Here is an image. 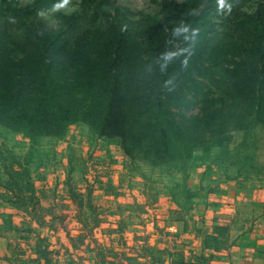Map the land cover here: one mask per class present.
Segmentation results:
<instances>
[{
  "label": "trees",
  "instance_id": "16d2710c",
  "mask_svg": "<svg viewBox=\"0 0 264 264\" xmlns=\"http://www.w3.org/2000/svg\"><path fill=\"white\" fill-rule=\"evenodd\" d=\"M105 1L98 6L109 11L107 20L80 32L72 43V38L63 36L69 32L63 28L75 21L77 13L67 16L61 28H41L34 39L29 38L31 53L19 55L16 46L0 49V126L34 139L61 137L69 125L83 123L99 137L114 141L132 163L180 167L187 173L194 165L195 149L206 155L211 147L227 144L232 131L247 133L264 123L262 5L245 17L240 36L225 39L210 25V15L223 0H161L158 15L141 14L137 20ZM102 8L93 20L105 14ZM137 30L142 40L132 38L129 44ZM143 41L144 50H134ZM60 52L65 53L62 67L71 75L58 82L52 71ZM237 55L242 56L238 62ZM204 79L215 92H202ZM75 89L85 90L86 97L78 104L70 101ZM200 98L203 109L194 123L212 127L202 144L177 119L189 121L185 113L195 104L193 99ZM7 171L4 188L16 191L13 202L34 204L26 167ZM20 179L26 180L25 185L13 186ZM39 196L49 199L44 193ZM47 203L51 217L57 218L59 212L64 225L63 207Z\"/></svg>",
  "mask_w": 264,
  "mask_h": 264
},
{
  "label": "crops",
  "instance_id": "0c3cea01",
  "mask_svg": "<svg viewBox=\"0 0 264 264\" xmlns=\"http://www.w3.org/2000/svg\"><path fill=\"white\" fill-rule=\"evenodd\" d=\"M91 144L87 158L66 160L61 152L49 164L29 163L34 204L14 203L16 191L4 188L8 174L0 175V264H264V190L233 193L206 159L180 180L182 201L163 193L150 199L142 175H127L116 143ZM95 165L109 170L105 178L91 173ZM89 179L103 192L91 188ZM39 193L63 207V223L76 204L83 225H56ZM240 204L247 219L237 225ZM153 206L163 221L146 225L145 211ZM113 213L120 214V225L109 221ZM131 242L145 248L131 253Z\"/></svg>",
  "mask_w": 264,
  "mask_h": 264
},
{
  "label": "rangeland",
  "instance_id": "374dc122",
  "mask_svg": "<svg viewBox=\"0 0 264 264\" xmlns=\"http://www.w3.org/2000/svg\"><path fill=\"white\" fill-rule=\"evenodd\" d=\"M169 1L180 3L184 0ZM105 2V0H0V49L4 50L6 47L11 49L16 46L13 49L18 51L19 55H23L24 51L31 53L33 48L28 42L29 38L34 39L41 28H61L66 22L67 16L77 13L75 21L63 28V30L69 31L63 36L72 38L70 41L72 43L74 37L78 36L80 32L98 27L101 19L107 20L106 13L109 11L107 10V12L105 8L98 6L105 4ZM160 2L161 0H110L109 3L127 10V17L131 20H137L142 16L141 14L158 15L161 9ZM239 2L238 6H233L226 0L218 2L217 9L210 15V25L212 30L215 29L218 32V37L224 36L227 39L232 35L240 36L241 30L244 29L245 17L255 14L261 5L264 7V0H239ZM98 8H102L105 14L99 15L97 19L94 18L93 20L94 14L99 13ZM139 32L138 30L133 31L129 40L137 38L138 41H141ZM134 40H131L129 44H133ZM144 42L140 44V47H134V50L143 51ZM241 57V55H237L234 60L238 62ZM64 59L65 53L60 52L59 60L53 63L52 77L58 82L64 81L66 77L71 75L70 70H65L62 67L61 61ZM95 80H101V78L97 77ZM204 81L203 93L216 91L213 85L207 83L209 79H204ZM208 89L210 91H207ZM84 92L85 90L75 89L70 93V101L74 104L82 102L86 97ZM63 95L66 97L65 93ZM214 95L216 94L214 93ZM202 99H193L195 104L193 103L185 113L189 121H183L180 116H177L180 125L190 132L197 143L201 142V144L206 143L207 135L212 129V127L197 126L194 123L193 118L200 116V111L203 109ZM231 134L232 138L227 144L221 148L211 147L206 155L201 148L195 149L192 156L193 164L196 165L203 159H210V163L216 165L221 175L230 182L235 194L240 193L249 196L253 195L254 191L264 190V123L257 125L247 133L237 129ZM106 140L99 137L89 126L83 123L69 125L61 137H36L34 139H29L22 133L13 132L0 126V175L2 173L9 174L7 169L12 172L16 171L15 168H18V165H25L28 170L27 166L31 162L49 164L59 158L61 152L64 153L63 156L66 160L87 158L89 153L87 148L92 145L91 142L101 141L104 144ZM88 143L90 144L87 145ZM114 149L120 150L115 147ZM124 164L127 175H142L145 179L150 199L157 193L169 194L177 201H182L183 196H185L179 182L187 174L185 173L186 170L182 171L180 167L174 168L172 166L150 167L143 163H132L129 159L125 160ZM25 181V179H20L17 186H13H24ZM239 206L240 210L235 216L237 225L247 219L242 210L245 205L240 204ZM59 214V212L55 214L57 215L56 225H61V221L58 219ZM39 216L38 213L33 214L35 219ZM89 221L91 222L90 219ZM3 225L9 224L4 222Z\"/></svg>",
  "mask_w": 264,
  "mask_h": 264
},
{
  "label": "built area",
  "instance_id": "2783aa9c",
  "mask_svg": "<svg viewBox=\"0 0 264 264\" xmlns=\"http://www.w3.org/2000/svg\"><path fill=\"white\" fill-rule=\"evenodd\" d=\"M91 173L93 175H95V176H99L101 178H105L107 173H109V170L108 169L103 170L101 167L95 165L94 167H92V172ZM89 183L92 186L91 188H93L94 190L103 192V185L97 184L95 181H92V180H90ZM65 215H66V218L64 220V225H70L71 221H75L76 223L82 224L81 218H80V215H79V208L76 206V204H75L74 208H72V211H67L65 213ZM120 217L121 216H120L119 213H113L110 216V220L109 221L113 225H120V223H119ZM145 219H146V225L147 224H149V225H159V222L163 221V219L161 218V214L159 212L157 213V207L156 206L149 207L145 211ZM66 228H68V227L66 226ZM170 232H172V231H170ZM144 246H145V244L143 242H138V243L131 242L130 247H129V251L131 250V253L135 252V254H136V252L138 250L142 249ZM130 248H133V251Z\"/></svg>",
  "mask_w": 264,
  "mask_h": 264
}]
</instances>
